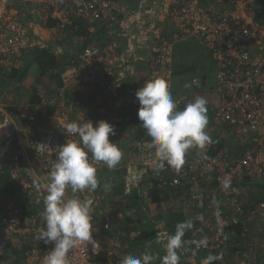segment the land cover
Masks as SVG:
<instances>
[{
    "label": "built area",
    "instance_id": "1",
    "mask_svg": "<svg viewBox=\"0 0 264 264\" xmlns=\"http://www.w3.org/2000/svg\"><path fill=\"white\" fill-rule=\"evenodd\" d=\"M168 1L162 19L158 8L147 2L132 11L128 0H0V79L22 68L27 53L47 48L40 30L49 31L50 37L53 32L77 35L82 25L90 32L98 25H114L124 31L122 40L126 44L122 48L120 41L112 38L79 50L60 69L61 86L50 102L41 98L39 104L26 100L10 103L0 87V173L8 172L19 189L16 196L0 193V264H41L54 247L35 239L45 224L41 213L46 192L43 187L37 191L33 179L38 177L41 185L47 183L57 147L67 139L63 125L74 120L68 116L57 129L33 131V126L49 117V105L71 114L76 103L66 96L69 90L82 86L118 90L126 72L135 73L137 61L144 60L150 65L149 79L165 78L178 108L183 110L202 96L193 92L178 97L172 92L173 42L186 37L204 45L215 63L212 90L204 78V88L218 96L216 101H208L207 113L214 121L212 125L222 127L224 134L212 139H234L244 148L239 150L237 146L231 154L228 146L213 143L206 150V158L199 151L188 153L179 172L166 167L159 173L152 167V153L146 148L137 168L128 167L126 174L130 168L143 170L142 179L133 187L125 180V193L138 189L140 195L145 179L146 192H181L179 199L171 196L170 200L176 212L184 215L182 222L193 221L194 227L186 232L184 240L207 238L208 246L194 253L195 245H186L180 264H202L196 257L200 253H223L218 264H254L256 238L264 236V200L259 197L261 192L251 187L253 182L264 180V0ZM148 20H152L149 25ZM45 23H54L55 27H43ZM130 55L134 64L128 60ZM192 83L200 80L194 78ZM75 121L85 120L78 117ZM96 123L93 121L94 126ZM227 133L232 137H226ZM225 177L232 180L227 192L221 185ZM75 195L94 200L95 244L78 247L72 253V264H120L126 254L143 253L142 248L122 242L120 236L109 235L118 217L105 208L103 195ZM230 226L241 227V248H235L225 232ZM155 232L157 237L170 235L163 222L156 224Z\"/></svg>",
    "mask_w": 264,
    "mask_h": 264
},
{
    "label": "clouds",
    "instance_id": "2",
    "mask_svg": "<svg viewBox=\"0 0 264 264\" xmlns=\"http://www.w3.org/2000/svg\"><path fill=\"white\" fill-rule=\"evenodd\" d=\"M135 95L140 104L138 119L150 138L147 147L152 153L151 165L157 173L166 167L179 172L192 149H197L206 158V150L214 140L207 132L208 101L205 97L197 96L180 110L169 91V83L163 77L147 79ZM63 128L67 139L57 147V159L48 172L47 183L41 185L38 177L33 179V187L37 191L43 187L46 192L41 213L45 224L35 239L46 245L54 244L43 256L41 264H72V253L78 247L95 244L94 200L90 197L81 199L75 194L96 192L101 187L97 165L115 169L124 158L118 143L109 139L110 135H115V127L107 121H98L94 126L88 119L84 122L74 120L65 123ZM142 176L143 170L130 168L125 180L133 187L139 184ZM231 184V177L221 181L226 192L231 189ZM102 187L109 191L112 185L105 183ZM69 191L71 196L67 195ZM193 227V221L187 220L176 225L174 234L159 235L157 243L164 248L163 256L148 251L139 256L126 254L120 264H155L157 260L160 264H180L186 245L194 244V253L208 246L207 238L184 240L186 232ZM222 258L223 253L209 254L202 264H214Z\"/></svg>",
    "mask_w": 264,
    "mask_h": 264
},
{
    "label": "crops",
    "instance_id": "3",
    "mask_svg": "<svg viewBox=\"0 0 264 264\" xmlns=\"http://www.w3.org/2000/svg\"><path fill=\"white\" fill-rule=\"evenodd\" d=\"M128 1L130 2V8L132 11L139 8L142 2H147L149 5H154L155 8H158L157 14L162 19H164V17L166 16V8H168L167 6L169 2L168 0H128ZM146 23L149 25L152 23V20H148ZM105 25L103 26L98 25L97 28H103ZM95 31H93L92 33H95ZM48 32L49 31L40 30L41 37L42 39H44L45 43L48 41L45 39V37L48 38L50 35ZM123 32L124 31L119 26L113 25L112 30L105 33V35L102 36L101 41L94 43L105 44L106 42L111 41L113 39H118L122 45V48H125L126 46L125 41L122 40ZM131 32H137V31L132 30ZM60 35L62 37L58 39H61L64 41V43L71 45L70 48L73 51L71 52L72 54L71 56L75 55L79 50H81L84 46V43L88 40V38L84 35L77 36L75 34L71 35L70 33L68 34L60 33ZM74 44L77 45V50L75 46H72ZM148 54H149L148 52L144 53V55L146 56ZM133 57L134 56L130 55L128 57V60L132 62ZM134 63L135 62L133 61V64ZM173 66H174V51H173L172 67ZM149 68L150 65L147 63V61L144 60L137 61L135 67V73L130 74L126 72V75L124 76V79L122 81V87L118 90L116 89L109 90V89H104L102 87H93V86H82L75 89L76 90L75 93L78 95V96H74L76 109L71 114H68L67 111L63 109H58L57 105H49V111H50L49 117H47L45 120H40L35 126H33L32 130L42 131V130L57 129L61 126L63 121H65L68 116H71L70 117L71 120H76L79 117V118H84L85 121L87 119L92 122L93 121L98 122L101 120L107 121L115 127V135L114 136L111 135V137L109 138L110 141L113 143H118L119 147L122 149L124 153V158L122 159L120 165L115 169H111V171L115 173L116 171L123 169L122 170L123 174L126 176L128 167L134 166L135 168H137L136 164L138 165L140 159H142V157L144 156L143 151L146 148H148L147 144L150 141V138L147 136L146 130L141 127L142 121L138 119L137 113L140 107H139V101L135 95L136 91L142 88L146 83L147 79H149L148 77ZM204 72L207 73L208 71H204ZM27 79L29 80V77ZM28 80L23 83L24 85H26V88H30L29 87L30 85L27 84ZM206 80H208V78H206ZM22 87L19 90H17L18 94L23 92V90L25 89L24 87L23 88ZM57 88H58L57 83L51 86L50 90L39 88L37 90V95L40 98H48L50 102L51 98L56 96L57 94L56 92L58 91ZM193 92H200V94L203 97H205L207 101H216L217 98L215 94H213L207 89L201 91L198 88H196ZM17 99L18 98H16L13 101L15 102L17 101ZM24 100L30 102L31 99L29 97H25ZM148 151H150L151 153L150 149ZM197 151H198L197 149H192L189 152V154L192 153L195 154L197 153ZM101 165L104 166V164ZM96 192L98 191L96 190ZM150 207H152V209H151L150 217L148 218L153 219L158 216L159 217L163 216L166 213L165 212L164 214L159 215V213L157 214L153 212L154 210L153 205H150ZM141 217H142V213H141ZM133 218L134 217L130 218L132 226L135 224L133 223L134 222ZM136 218H140V217H136ZM117 220L118 221L114 223L111 233L109 235L120 236V240L123 239L122 242H127L125 240L129 239L130 237L131 238L135 237V239L139 237V231L141 230V228L136 230H131L128 228V231L123 232L125 231V229H127L125 227L126 226L128 227L127 224L129 223L126 224L124 223L123 225L121 224L122 222L119 223V218H117ZM123 222H127V220L125 219ZM120 224L123 225L124 229L120 226ZM155 226L153 228L154 230H155ZM100 238H103V236L100 235ZM262 238H264V236ZM103 244L106 247L107 244L105 243L104 240H103ZM262 254H264V250L261 252L259 256L262 257ZM21 259H23V256H19V260Z\"/></svg>",
    "mask_w": 264,
    "mask_h": 264
},
{
    "label": "trees",
    "instance_id": "4",
    "mask_svg": "<svg viewBox=\"0 0 264 264\" xmlns=\"http://www.w3.org/2000/svg\"><path fill=\"white\" fill-rule=\"evenodd\" d=\"M42 25L43 27H47V28L55 27L54 23H45ZM110 30H112V26L108 25V26H104L103 28H97L95 33H92L88 30L87 26L82 25L81 28L76 32V34L77 36L84 35L88 38V40L84 43V46H83L84 48L86 45L101 41L102 36L105 35V33H107ZM33 64H37L44 73H49V71L55 72L52 78L57 83L58 88L61 86L59 61L56 58V56L53 54V52L50 49L46 48V49H35L27 53L24 57L22 68H20L19 70H13L9 72L5 78L0 79V84H2V90L3 89L6 90L7 87H11L12 85H15V84H18V85L23 84L27 80V78L30 76V70ZM75 92H76L75 89L69 90L66 96L70 98L71 100H74L75 99L74 96H78ZM11 102H14V101L12 100ZM30 102L32 104H39L41 102V98L37 95V90H35L34 94L31 96ZM207 115L210 116L209 113H207ZM214 144L220 147L228 146L231 149L230 151L231 154L235 153V149L237 148V146L239 147L238 148L239 150L240 148L242 149L244 148V146L238 145L237 142L234 141V139H231L230 142H227L225 140H220L218 139V137H216L214 138ZM114 174H117V177L121 178L120 182H118L117 178H114V179H117L116 182L114 179L113 181L111 180V182H109L112 185L111 190L101 191V188H99L97 189V191L101 195H103L105 199L106 197L113 199L115 197H122V196L126 198L127 203L124 206L129 211H132L131 215H126L128 218V219L126 218L127 220L126 223H129L127 224L128 227L126 228H129L131 230H136V229H139V227H143V228L145 227L148 229V233L143 235L142 238H139V237L137 238V240L135 241L136 242L135 245L137 247L135 246L134 249L138 247L139 248L140 247H144V248L151 247L152 249L151 250L149 249L151 253L159 254L160 256H163L165 254L164 248L161 243L156 242L157 236L153 228L157 222H163L167 225V228L170 231V235L175 233V230H176L175 225L182 222V220L184 219V215H181L178 212H176L174 202H172L170 198L171 196H174L175 199L177 198L179 199L180 197L179 194H181V192L179 193H176L174 191L162 192L157 189H149L148 192H146L147 196L144 199L141 194L139 195L138 189H134L130 194H126L125 193V181H124L125 175L118 171L115 172ZM151 181H154V179L151 178ZM144 182L145 184L143 183L142 186H145V188H142V189H145L146 191V185L148 183L146 179ZM251 187L255 189V191L256 189H258V191L261 192V195L259 196L260 199L264 200V180L253 182L251 184ZM18 190H19L18 186L10 178L8 172L4 171L0 173V193L1 194L8 195V196H16V193ZM148 199H149V202L153 204H156V205L165 204L166 206H168L167 212L163 216H160V217L158 216L153 219L148 218V217L136 218L139 215L136 217L133 216V214L136 213L135 211H138V209L139 210L141 209V206L143 205L142 204L143 201H146ZM132 217H134L133 223H135L133 226L131 225V219H130ZM253 225L254 223H252L251 226ZM241 231L242 229L240 226H230L229 228L225 229V232H227L229 236L231 237V241L234 242L235 248H241L240 246L242 245L241 244L242 238L240 236ZM186 236L187 234L185 235V237ZM150 243H151V246H149ZM260 254L261 252L258 253V256L257 255L254 256V259H253L254 264H264V254H262V257L259 256ZM208 255H209L208 253H200V254H197L196 257L198 258V261L201 263L203 259L206 258ZM155 264H160L159 260L155 261ZM214 264H218V262L216 261L214 262Z\"/></svg>",
    "mask_w": 264,
    "mask_h": 264
},
{
    "label": "rangeland",
    "instance_id": "5",
    "mask_svg": "<svg viewBox=\"0 0 264 264\" xmlns=\"http://www.w3.org/2000/svg\"><path fill=\"white\" fill-rule=\"evenodd\" d=\"M61 37L62 36L60 35V33L57 34L54 32L51 33L50 37L48 38L45 37V39L48 40L46 42L47 49H50L53 52V54L56 56V58L58 59L59 64H60V67H59L60 69L63 68L64 64L70 60V58L72 57L71 52H73L70 48L71 45L64 43V41L61 39H58ZM173 45H174L173 46L174 47V66L172 67L173 69L172 92L176 96L180 97L179 95H182L184 93H193V91L196 88H198L201 91H204L205 90L204 78L206 77L208 78V81H209V88L212 90V87H214V84H215V74H214L215 63L211 58V54L209 50L194 37H186L181 40H175L173 42ZM72 46H75L77 50L76 44ZM204 71H208V72L206 73ZM54 74L55 72L53 71H49V73H44L37 64H33L30 70L29 80L27 79L28 80L27 84L30 85L29 86L30 88H26V85L24 84H21V85L15 84V85H12L11 87H7L5 90L6 98L11 103V101L15 100L16 98H18L17 100H24L25 97H29L31 99V96L34 94L35 90H38L39 88L50 90L51 86H53L56 83L55 80L52 78ZM194 78H198L200 80V83L193 84L192 81ZM22 86L25 88L23 90L24 93L21 92L18 94L17 90H19ZM0 87L2 88V84H0ZM208 119H209V124L207 127V132L209 133V135L212 137H214L215 135H223L224 134L223 128L220 126H213L212 124H214V121L210 116H208ZM226 137L231 138L232 135L230 133H227ZM122 170L123 169L119 170L118 172L123 174ZM97 176L100 180L101 191H105L102 187L103 184L109 183L111 182V180L113 181L114 178H117L118 182H120L121 180V178L117 177V174H114V172L111 171V169H108L106 165L104 166L101 165L99 168H97ZM117 179H114L115 182L117 181ZM124 181H125V178H124ZM146 194L147 193L145 189H142L141 195L143 196L144 199H145V196H147ZM147 202L149 201H143L142 203L143 205L141 206V209L140 210L138 209V212L136 211V213H134L133 216L136 217L139 215L138 217L140 218L150 217L151 209H152L150 205L154 206L153 212L157 214L159 213V215L164 214L168 207L165 204H160L156 206L153 203H150V202L147 203ZM126 203H127V200L123 196L115 197L113 199L106 197V202H105V206L107 205L106 207L110 211H113V213L119 218V223L122 222L121 224L123 225L124 223L126 224V222H123L127 218L126 215L132 214V211H129L124 206ZM141 213H142V217H141ZM121 224L120 226L124 228L123 225ZM139 228H141V230L139 231V238H142L143 235L148 233V229L145 227L144 228L139 227ZM126 231H128V228L123 232H126ZM136 240L137 239H135V237L133 238L130 237L129 239H126L125 241H127L131 245L136 246L135 245ZM256 240H257V250H256L255 255L258 256V253L264 250V238L257 237ZM149 246H151V243ZM142 249H144L143 250V253H144L145 251L150 252L149 249L151 250L152 248L147 247V248H142Z\"/></svg>",
    "mask_w": 264,
    "mask_h": 264
}]
</instances>
